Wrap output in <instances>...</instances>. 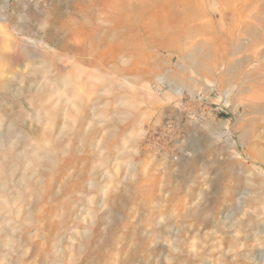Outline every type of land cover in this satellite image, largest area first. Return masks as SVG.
Wrapping results in <instances>:
<instances>
[{"label": "rangeland", "instance_id": "374dc122", "mask_svg": "<svg viewBox=\"0 0 264 264\" xmlns=\"http://www.w3.org/2000/svg\"><path fill=\"white\" fill-rule=\"evenodd\" d=\"M0 57V264H264V0H0Z\"/></svg>", "mask_w": 264, "mask_h": 264}, {"label": "bare ground", "instance_id": "6f19581e", "mask_svg": "<svg viewBox=\"0 0 264 264\" xmlns=\"http://www.w3.org/2000/svg\"><path fill=\"white\" fill-rule=\"evenodd\" d=\"M20 14V13H19ZM25 15V14H24ZM25 19V18H24ZM20 20V19H19ZM10 24V23H9ZM14 25V24H13ZM12 25V26H13ZM6 26V25H5ZM17 27V26H16ZM3 28H5V27H3ZM20 28V27H19ZM34 31V30H33ZM21 32V31H20ZM25 34V33H24ZM6 35V34H5ZM20 37V36H19ZM26 37H27V35H26ZM29 37H31V36H29ZM28 38V37H27ZM13 39V38H12ZM38 39V38H37ZM22 40V39H21ZM26 40V39H25ZM21 42V41H20ZM31 42H33V41H31ZM34 44L36 43V42H33ZM24 46V49H22V53H24L25 55H27V56H31V57H34L35 55L34 54H32V52L31 51H29L27 48H26V46L25 45H23ZM22 47V46H21ZM10 48V47H9ZM11 49V48H10ZM16 49V48H15ZM32 50V49H31ZM2 51V50H1ZM7 51V50H6ZM199 53V48H197L196 50H194V51H192L190 54H189V57H191V58H195L196 57V55ZM37 56V55H36ZM42 56V55H41ZM38 57V56H37ZM0 58H2V57H0ZM4 58V57H3ZM14 58V57H13ZM22 58V57H21ZM35 58V57H34ZM40 58V57H39ZM4 60H6V59H4ZM23 60V59H22ZM38 60V59H37ZM42 60V59H41ZM197 64H200V61H198L197 62ZM25 66H26V64H25ZM19 67V66H18ZM200 68V67H199ZM32 81V80H31ZM11 86V85H10ZM177 90H179V88H176ZM254 107V106H253ZM255 107H257V109H259L260 107H259V105H255ZM259 107V108H258ZM246 131V130H245ZM198 136V135H197ZM3 140H4V138H3ZM209 138H207V139H203L202 140V144H201V146H202V149H203V151L204 150H206L208 147H210L209 145H208V143H209ZM192 146V145H191ZM192 149V147H190V146H184L183 148H182V156H181V158H179V160L177 161V169L179 170V171H186V169H188V168H190L191 167V164H192V160H194V159H197L198 157L196 156V155H194V153H195V151H193V150H191ZM191 151V152H188V151ZM202 153H204V154H201L200 155V157H202V156H204L205 155V152H202ZM239 155V154H238ZM217 162V161H216ZM259 163V162H258ZM217 166H219V163L217 162ZM243 216H246V218H248V219H246V218H242V217H239V218H234V220L232 221V226L234 227V229H236L237 231H240L241 229H242V227H248V228H250L251 230H253V234L251 235V238L255 241V242H258V243H260L261 241H262V238H263V230H264V227L259 223V221H257V219H255V215H252V217H250V216H247V215H245V214H243ZM257 216V215H256ZM259 219V218H258ZM2 219L0 218V221H1ZM3 223V222H2ZM168 226V225H167ZM167 226L165 227V231H166V228H167ZM168 227H171V226H168ZM166 234V232L164 233V234H161V236L162 235H165ZM236 234H238V233H236ZM234 245L236 246V248H238L240 245H242V244H240L239 245V239H238V237L235 235L234 236Z\"/></svg>", "mask_w": 264, "mask_h": 264}]
</instances>
